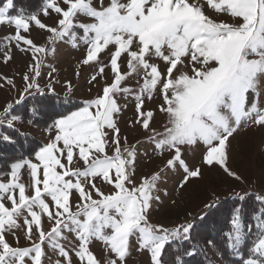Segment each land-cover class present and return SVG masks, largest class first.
I'll return each mask as SVG.
<instances>
[{
	"label": "snow or ice",
	"instance_id": "1",
	"mask_svg": "<svg viewBox=\"0 0 264 264\" xmlns=\"http://www.w3.org/2000/svg\"><path fill=\"white\" fill-rule=\"evenodd\" d=\"M205 3L215 18L205 13L200 0H42L35 12L20 9L16 15L8 14L13 0L0 6V25L14 28L2 44L0 59L7 64L13 49L29 56L19 87L0 75V88L17 92L0 105V128L19 133L16 125L23 118L17 115L18 106L27 105L28 97L57 95L59 81L52 76L57 69L51 68L44 84L41 69L60 42L76 48L79 38L86 46L79 63L93 68L88 83L100 89L76 110L49 116L47 142L30 158L10 163L5 173L9 178L0 182V264H44L45 245L57 257L53 264H128L133 242L136 251L149 254L150 264H164L167 246L191 245L193 222L171 228L149 223L154 203L161 200L155 194L161 180L179 171V194L202 178L206 166L241 181L228 166L231 140L244 127L264 129V0ZM41 15L53 22L45 24ZM33 26L46 33L43 44L31 38ZM77 29L82 30L79 37ZM105 52L107 63L100 58ZM133 77H138L135 86H124ZM65 89L66 97L74 95L71 81ZM121 98L134 104L129 127H138L143 137L134 143L121 136L117 123L128 106L121 105ZM25 112L28 123H34L35 106ZM157 113L164 117L161 127L152 126ZM15 142L0 132V144ZM201 145L199 165L189 166L186 148ZM144 146V155L159 157L161 165L138 179L137 160ZM102 186H111L108 194ZM248 195L237 192L235 198L242 202ZM253 199L257 207L248 225L242 208L236 207L222 233L226 264H264V196ZM218 203L214 197L204 207ZM17 230L30 246H18ZM64 240L71 246L65 247ZM94 242L102 246L99 257L91 250ZM206 243L223 258L216 241ZM196 253V245L182 254L177 251L175 264H186L184 257Z\"/></svg>",
	"mask_w": 264,
	"mask_h": 264
},
{
	"label": "rangeland",
	"instance_id": "2",
	"mask_svg": "<svg viewBox=\"0 0 264 264\" xmlns=\"http://www.w3.org/2000/svg\"><path fill=\"white\" fill-rule=\"evenodd\" d=\"M200 3L204 4V11L207 15L214 18L216 17V14L208 8L205 0H200ZM40 19L45 24H51L53 22L52 19L45 18L42 15ZM13 31L14 28L12 26L0 25V51L3 50L2 44L7 41ZM76 31L78 37L82 35V30L77 29ZM31 38L36 44H43L45 42L46 33L33 26L31 27ZM76 44L78 47L74 48L69 42H60L56 45L55 53L45 57V64L47 67L41 69V83L44 84L47 82L49 78L48 73L51 71L52 67H55L57 71L53 73L52 76L59 81V83L55 84L57 95L82 104L84 100L94 97L100 89L88 83L93 68L80 65L79 63L86 54V46L83 45L79 38L76 40ZM100 58L102 62L107 63L109 59L107 52L101 53ZM28 62L29 56L13 49V58L7 64L0 59V75L13 79L17 87H19L21 84V76ZM152 62L158 63L161 68L164 66L162 61L155 60V58H153ZM77 71L80 73L78 78L76 76ZM136 79H138V77H133L130 83L124 86H135ZM68 81H71L73 84L74 95L70 94L66 97L64 95L66 90L65 83ZM100 83L103 84L104 81ZM90 88L91 91H89ZM16 96L17 92L15 89L7 86L0 88V105H3L5 101L16 98ZM119 102L121 105H128L127 108H122L121 113L117 117V123L121 129V136H127L129 142L134 143L136 139L143 138L138 127L136 129L129 127L130 121L134 116V104L122 98ZM147 106L152 108L153 104L148 103ZM261 107H264V88L261 89ZM163 121L164 117L157 113L152 126L161 127ZM16 127L22 132H27L34 136L39 140L41 146L47 142L48 136L45 130L33 128L24 120L22 124L17 123ZM145 147L147 146L140 147L139 150L136 171V177L138 179L154 172L161 165L159 157L144 155ZM201 149L202 145L199 147L193 146L192 148H186L185 159L189 166L199 165ZM147 151L151 153V148H147ZM80 163L82 164V162ZM228 166L242 177L241 181H235L227 177L218 167L209 170L205 166L202 168V178L193 180L187 188L182 190L179 194L176 192L175 187L181 178V173L179 171L169 172L161 180L159 192L155 193L161 197V200L154 203L149 214V223L162 224L165 227L171 228L178 224L189 222L204 211V205L209 203L214 197H219V200H221L229 196H235L237 192L255 193L264 196V129L244 127L235 135V138L231 140ZM8 178L7 175H0V182H6ZM110 188L111 186H102V190L105 194L109 193ZM165 192L168 193L167 196H165ZM29 194H31L30 190ZM172 200H176V203L173 204ZM49 228L50 225L45 218L44 229L47 231ZM17 233L20 236L18 246H30L29 243L24 240L23 234L19 232V230H17ZM8 240L13 246H17L13 236H8ZM61 243L64 244L65 247L71 246L68 240L61 241ZM90 247L98 257L101 255V245L94 242ZM136 247L137 245L133 242V249L128 258V264H150L149 254L146 251H136ZM45 250L48 255L44 258V264H53V261L57 257L47 249L46 245ZM48 257H51V259H48ZM26 264H30V261H26Z\"/></svg>",
	"mask_w": 264,
	"mask_h": 264
},
{
	"label": "trees",
	"instance_id": "3",
	"mask_svg": "<svg viewBox=\"0 0 264 264\" xmlns=\"http://www.w3.org/2000/svg\"><path fill=\"white\" fill-rule=\"evenodd\" d=\"M5 2L6 0H0V6H3ZM41 3L42 0H13L14 6L9 9L8 14L16 15L20 9H23L26 14L32 13L41 7ZM80 105V102L58 95L53 96L51 99L37 96L34 100L32 97H28L27 105L18 106L17 115L21 116L28 123L27 116L29 113L25 112V108L31 109L32 106H35L37 114L34 117V123L28 124L33 128L45 130L46 124L51 123L48 117L53 115L54 112L68 114V111H73ZM56 118H59V116H56ZM0 132L7 133L14 137L16 141L15 144L11 145L0 144V175H5L9 171L11 162H14L20 157L30 158V154L34 150H38L41 146L39 140L27 132L19 130V133L26 134L20 135L17 132L9 131L7 128H1ZM248 194L242 202L236 199L235 196L221 199L215 207L205 209L191 220L194 224L191 230V245L197 246V253L192 257L185 256L184 260L186 264H208L209 261L211 264H226L229 256L227 251L222 247V233L228 230L230 217L233 209L236 207L242 208L241 216L244 219L245 225H248L249 219L257 207L253 199L257 194ZM201 216H203V219H200ZM208 239L216 241L217 245L221 247L223 258L216 253L215 249L206 243ZM191 245L184 243L183 247H181L180 242H173L167 246L163 255L164 264H175L177 251L182 254ZM205 257H207V260H205Z\"/></svg>",
	"mask_w": 264,
	"mask_h": 264
}]
</instances>
